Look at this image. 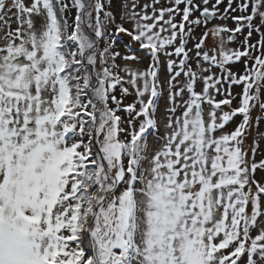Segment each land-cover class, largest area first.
Returning a JSON list of instances; mask_svg holds the SVG:
<instances>
[{
    "label": "snow or ice",
    "instance_id": "obj_1",
    "mask_svg": "<svg viewBox=\"0 0 264 264\" xmlns=\"http://www.w3.org/2000/svg\"><path fill=\"white\" fill-rule=\"evenodd\" d=\"M262 123L264 0H0V264H264Z\"/></svg>",
    "mask_w": 264,
    "mask_h": 264
},
{
    "label": "rangeland",
    "instance_id": "obj_2",
    "mask_svg": "<svg viewBox=\"0 0 264 264\" xmlns=\"http://www.w3.org/2000/svg\"><path fill=\"white\" fill-rule=\"evenodd\" d=\"M149 2H150V0H149ZM162 2H163V0H162ZM72 16H74V13H72ZM201 31H202V30H201ZM209 42H211V41H209ZM120 43H121V42L118 41V42H117V45L119 46ZM118 62H120V61H118ZM235 89H236L237 91H239L238 88H235ZM254 115H255V113H254ZM237 119H239V117H238ZM261 126L264 127V123H262ZM229 127H231V125H229ZM261 147H262V149H264V144H262ZM260 158H261V156H260V154L258 153L257 156H256V159L259 160ZM260 175H261V173L258 171V172H257V177H259Z\"/></svg>",
    "mask_w": 264,
    "mask_h": 264
},
{
    "label": "trees",
    "instance_id": "obj_3",
    "mask_svg": "<svg viewBox=\"0 0 264 264\" xmlns=\"http://www.w3.org/2000/svg\"><path fill=\"white\" fill-rule=\"evenodd\" d=\"M233 91L235 92V91H237V90L234 88Z\"/></svg>",
    "mask_w": 264,
    "mask_h": 264
}]
</instances>
